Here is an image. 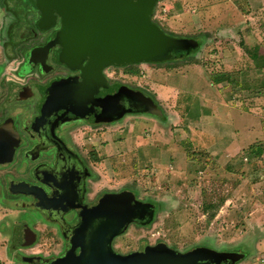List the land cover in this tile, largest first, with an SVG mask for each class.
<instances>
[{
  "label": "rangeland",
  "instance_id": "1",
  "mask_svg": "<svg viewBox=\"0 0 264 264\" xmlns=\"http://www.w3.org/2000/svg\"><path fill=\"white\" fill-rule=\"evenodd\" d=\"M211 3L214 7L210 8ZM1 4L3 0L0 58L9 42L3 22L9 14ZM16 5L21 7L19 3ZM239 12L250 13L247 0L156 2L154 20L169 35L198 41L197 50L163 62L108 67L106 72L111 81L151 95L160 113H131L111 125L94 126L91 132L81 135L87 142L86 151L99 158L95 166L103 175V185L112 190L132 191L138 199L157 205L156 220L145 227L152 243L162 240L182 252L197 246L234 252L240 254L235 264L242 261L264 264V213H256V223L260 224L257 230L247 225L252 196L255 194L261 202L264 185L257 186L256 192L251 187L253 182L249 185L246 179H240L245 175L254 184L264 181V26L258 23L261 14L256 11L237 25L233 19L237 20ZM19 27L21 30L23 24ZM248 27L249 33L256 29L261 38L256 34L252 39L244 36ZM222 49L227 51L223 58ZM222 60L233 66L223 64ZM10 66L15 70L17 63ZM3 70L0 64V73ZM132 70H138L139 74ZM5 79L0 76V105L4 106ZM233 109H238L235 113L239 114L237 121L241 128L256 126L260 133L248 135L243 129H234L233 135L226 131L224 134V126H220L222 132L217 137L220 141L227 146L237 138L244 149L224 167L211 162L204 174L201 155L214 140L204 132L201 119L207 114L218 119L235 116L228 112ZM2 114L5 112L0 111ZM250 147L256 149L261 159L254 161V156L248 155ZM233 171L235 175L231 177ZM16 201L0 188V264H26L21 255L44 253L56 247L42 244L40 234L36 236L39 243L33 247L18 250L12 246L11 232L14 226L19 229L24 219ZM209 204L222 205L206 209ZM250 233L256 238H248ZM141 234L144 232L131 227L124 239L136 246Z\"/></svg>",
  "mask_w": 264,
  "mask_h": 264
},
{
  "label": "flooded vegetation",
  "instance_id": "2",
  "mask_svg": "<svg viewBox=\"0 0 264 264\" xmlns=\"http://www.w3.org/2000/svg\"><path fill=\"white\" fill-rule=\"evenodd\" d=\"M3 2L9 14L5 22L10 35L8 49L17 67L16 79L2 93L5 106L0 105V111L5 112L0 115V188L17 200L24 215L20 228L14 226L11 232V244L18 250L33 247L39 243L36 236L40 234L42 244L56 246L44 253L21 255V261L69 264L82 252L89 251L91 258L102 259L108 251L128 255L163 244L176 250L162 240L152 243L153 238L145 234V227L156 220L155 203L138 199L132 191L112 190L102 184L103 175L95 166L99 158L86 151L87 142L81 135L91 132L94 126L111 125L131 114H106L102 111L104 105L96 104L95 97L107 98L112 88H123L130 99L135 96V107L141 108L143 97L155 106L156 100L143 90L111 81L107 68L120 65H110L103 70L109 91L103 86L99 95L91 94L85 103L77 102L74 97L76 86L82 82V70L60 61L57 53L61 46L52 43L61 28L58 15L56 24L41 29L42 15L32 0ZM18 3L21 7L17 8ZM127 194L135 200L130 211L135 220L111 237L113 224L106 226V218L96 209L101 203L112 198L122 200ZM131 227L144 232L136 246L124 239Z\"/></svg>",
  "mask_w": 264,
  "mask_h": 264
},
{
  "label": "water",
  "instance_id": "3",
  "mask_svg": "<svg viewBox=\"0 0 264 264\" xmlns=\"http://www.w3.org/2000/svg\"><path fill=\"white\" fill-rule=\"evenodd\" d=\"M32 2L41 12V29L56 24L57 15L60 18L61 28L52 43H59L61 46L57 53L60 61L71 68L82 70V82L76 86L74 97L77 102L85 103L91 94L99 95L103 86L104 91H109L103 73L107 66L163 62L187 55L197 46L194 39L169 35L154 20L157 0ZM110 91L113 92L107 98L95 97L97 105H104L102 111L106 114L160 113L157 106L147 97H143V104L139 108L135 107V96L130 99L128 94L123 92V88H112ZM134 201L133 197L127 194L122 200L112 198L97 207L100 216L106 218L105 225L111 223L114 226L111 237L124 231L129 223L135 220L130 215ZM82 253L77 258L72 257L69 264H222L225 260L227 264H234L240 259V254L234 252H218L206 247L181 252L164 244L128 255L108 251L102 259L91 258L89 251ZM86 255L87 257H84Z\"/></svg>",
  "mask_w": 264,
  "mask_h": 264
},
{
  "label": "crops",
  "instance_id": "4",
  "mask_svg": "<svg viewBox=\"0 0 264 264\" xmlns=\"http://www.w3.org/2000/svg\"><path fill=\"white\" fill-rule=\"evenodd\" d=\"M158 1L159 0H157V2ZM213 5H214V3H211L210 4V8L214 7ZM247 6H248V11L250 13L245 15V14L239 12L237 14V20L234 18L233 22H235V23L238 22L239 23V22L244 21V20L246 21V20H248L247 18H249L252 15V12L256 11V12L261 14V17H259L257 19L258 23L262 24V26H264V0H247ZM206 8L207 7H205V9ZM210 8H209V10H210ZM3 22L5 23L6 21L4 20ZM238 23H237V25H238ZM249 28L250 27H248L247 32L243 33L244 36H247L248 38L252 39L255 36V34H256V36L258 38H261V36H259L260 33H257L256 29L253 31L252 34L249 33ZM250 30H251V28H250ZM5 32L7 34V40L9 41V37H10L9 29H6ZM262 34L264 35V31H262ZM262 42L264 44V40H262ZM8 46H9V42H8ZM226 52H227L226 49L221 52L222 58H223V56L225 55ZM1 57L2 58H0V62H1L0 64H2L4 70H3L2 73H0V76L6 77L5 85H6V88H8V87H10V85H12V83L14 82V79H16V77H15V75H16L15 73L16 72L10 66V65L13 64V62H12V55H11V52L9 51L8 47L4 48V53H3V55ZM222 63L227 65V66L230 65V67L233 66L232 64H229V63L225 62L224 60H222ZM10 74L12 75V77L14 76V78L10 77ZM156 86H160V85L156 84ZM248 93H249V91H248ZM246 97H250V95H247ZM236 111H238V109L237 110L233 109V111L228 110V112L231 115H232V112L235 114V116H231V117L229 116V117H226V118H219L218 119L214 115L207 114V115H204L203 119H201V122H203V124H204V128H203L204 132L206 134H211L213 136L212 140H214V144L209 145L208 148L205 151V153H207L209 155L208 159L210 161L206 160L207 161L206 168L203 170L204 174L208 173V171H209V167L208 166L211 164V162H213V163H215L217 165H220L221 167L222 166L224 167L225 163H227V162H231L232 163L235 160L234 157L237 155V153L240 151V149H244V148H242V146H244V144H241L240 141H237V138L235 139V141L232 144H227V146L222 141H220L217 138V137H219V135L222 132V129L219 130L220 126L221 127L224 126V129H225L224 130V134H225V131H226L227 133H230V135H233L235 133L234 129L235 130H238V129L242 130L243 129L242 132H244V133H246L248 135L249 134L250 135H255L257 133H260V128L256 127V126L245 127V125H244L241 128V124H239V122L237 121V115H239V114H236L235 113ZM240 130L238 131V133H236L238 136L241 134ZM248 130H251V132L249 133ZM249 143H251V141H249ZM259 159H261V158H259ZM253 160L255 161L256 159H253ZM161 166H163V165H161ZM230 175H231V177H233L235 175L234 171ZM237 177L240 178V176H237ZM240 179L241 180H245L246 179L245 181L249 182V185L253 182L251 187L255 191L257 189V186H260L261 184L264 185V181H262L263 183H258L257 184V182H256V184H254V181H249V179L246 178L245 175L241 176ZM261 194H264V193H261ZM261 198H263V199L260 202V201H258L259 198H257V196L254 194L252 196V203L250 204L251 209L248 210V212H247V216H249V219H248L249 222L247 223V225H248L249 229H251V230H257L256 227H258L260 225L259 223H256L257 220H258V214L264 213V196H262ZM228 202H229V200H228ZM256 213H258V214H256ZM251 237L256 238V235L250 233L248 235V238H251ZM241 264H247V263L242 261Z\"/></svg>",
  "mask_w": 264,
  "mask_h": 264
},
{
  "label": "trees",
  "instance_id": "5",
  "mask_svg": "<svg viewBox=\"0 0 264 264\" xmlns=\"http://www.w3.org/2000/svg\"><path fill=\"white\" fill-rule=\"evenodd\" d=\"M172 36H174V35H172ZM185 39H187V38H185ZM188 39H189V38H188ZM196 42H197V46L193 48L194 50H195V49L198 47V45H199V42H198V41H196ZM193 49H192V50H193ZM192 50H191V52H192ZM196 50H197V49H196ZM191 52H190L189 54H191ZM178 57H182V56H177V57H175V58H178ZM263 64H264V62H263ZM137 71H138V70H132V73L139 74V72L137 73ZM262 147L264 148V145H262ZM250 148H251V151H249L248 155H249V156H254V159H255V158H259V155H258L256 149L252 150V147H250ZM201 157H202V161H201V162H203V163H202V164H203V168L205 169V168H206V163H207L206 160H209V159H208V158H209V155H208L207 153H203V154L201 155ZM209 161H210V160H209ZM225 201H226V199H225V200H222L223 203H224ZM221 205H222V204H221ZM221 205H220V206H221ZM220 206H217V205L213 206V205L209 204V205L206 206V209H208V208H215V209H218ZM215 214H216V211H215V212H212V213L210 214L209 219H210V220L213 219V218L215 217Z\"/></svg>",
  "mask_w": 264,
  "mask_h": 264
},
{
  "label": "built area",
  "instance_id": "6",
  "mask_svg": "<svg viewBox=\"0 0 264 264\" xmlns=\"http://www.w3.org/2000/svg\"><path fill=\"white\" fill-rule=\"evenodd\" d=\"M141 74L143 75V73L141 72Z\"/></svg>",
  "mask_w": 264,
  "mask_h": 264
}]
</instances>
